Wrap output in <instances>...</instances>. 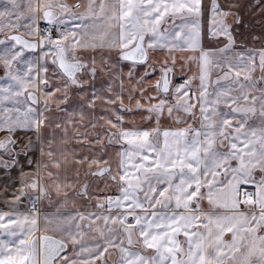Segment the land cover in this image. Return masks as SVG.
<instances>
[{"label":"snow or ice","instance_id":"obj_1","mask_svg":"<svg viewBox=\"0 0 264 264\" xmlns=\"http://www.w3.org/2000/svg\"><path fill=\"white\" fill-rule=\"evenodd\" d=\"M0 264H264V0H0Z\"/></svg>","mask_w":264,"mask_h":264}]
</instances>
